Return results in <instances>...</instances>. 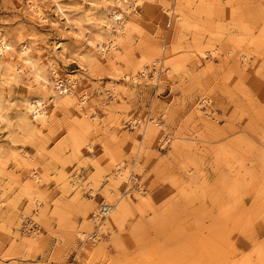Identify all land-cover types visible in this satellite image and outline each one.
<instances>
[{
  "label": "rangeland",
  "instance_id": "374dc122",
  "mask_svg": "<svg viewBox=\"0 0 264 264\" xmlns=\"http://www.w3.org/2000/svg\"><path fill=\"white\" fill-rule=\"evenodd\" d=\"M134 1L0 0V264H264V0Z\"/></svg>",
  "mask_w": 264,
  "mask_h": 264
},
{
  "label": "bare ground",
  "instance_id": "6f19581e",
  "mask_svg": "<svg viewBox=\"0 0 264 264\" xmlns=\"http://www.w3.org/2000/svg\"><path fill=\"white\" fill-rule=\"evenodd\" d=\"M55 3H57V0H53ZM131 3H133V6L134 7H136L137 5H138V3H139V1L138 0H135L134 2H131ZM32 8H33V10H34V12H35V14H38V15H41V11H40V9H39V7H38V5L37 4H33L32 5ZM58 9L62 12V13H64L63 12V9L59 6L58 7ZM130 9V8H129ZM58 10V11H59ZM169 11V10H168ZM123 14V13H122ZM122 14L121 13H117L116 15H115V21H118V20H121V18H122ZM169 14H170V19L172 20V21H176L178 18H179V15H177L175 12H173L172 10H170L169 11ZM179 20V19H178ZM88 24V23H87ZM127 25V24H126ZM73 26L76 28V29H78V33H77V36L79 37V38H82V39H88L90 36H92V35H94L93 36V40L92 41H90L89 40V45L92 47V48H94L95 50H99L98 49V47L100 48L101 46H102V41H101V36H99V35H97L95 32V34L93 33V31L91 30V29H89V26L88 27H86L84 24H83V22L82 21H76V23H74L73 24ZM126 27L127 26H124L120 31H119V33L121 32V33H126L125 31H126ZM109 29V28H108ZM104 33V32H103ZM105 33H106V31H105ZM121 33L118 35V36H116V38L114 37V39L112 40V41H110L109 42V44H108V46H109V48L107 49V50H104V51H102L101 52V54L102 55H105L107 52H108V50H112L114 47H115V45L118 43V40L120 39V35H121ZM107 34L110 36V34H111V32H110V30H108L107 31ZM103 38V37H102ZM106 38V37H105ZM111 39V38H110ZM6 40V39H5ZM4 39H0V55L1 54H3V55H5V54H8L9 52H11V50H12V48H11V46H10V44H8L6 41H5ZM23 55L24 56H28V54H29V52H30V48L29 47H26V48H24L23 49ZM25 62H29V60L28 59H23ZM5 64H10V62L8 61V62H6ZM159 64V63H158ZM10 68V67H9ZM14 68H15V72H16V74H18V75H21L22 74V68L21 67H19V66H14ZM11 69V68H10ZM13 70V69H12ZM39 76V75H38ZM145 76V74H142V77H144ZM39 78H41L42 79V77H40L39 76ZM57 81V80H56ZM57 86H59V94L60 95H63V96H68V97H71V96H73V91L71 90V89H69V87H67V86H65V85H63L62 83H57ZM59 94L57 95V96H59ZM28 105H27V107H26V109H27V111H28V113L30 114L29 116H27L26 117V119H25V124L24 125H26V127H31L32 125H35L34 124V122L36 123H44L45 121H46V119H47V117H48V112H47V110H46V108L44 107V105L40 102V101H38V100H34V101H31V102H29V103H27ZM3 117V116H2ZM4 119V118H3ZM27 128V129H28ZM90 148H91V146H89ZM107 202V201H106ZM107 203H109V204H102V206H101V208H100V210L103 208V207H107L108 208V214L106 215V217L104 218V219H107V218H111V216L115 213V207L114 206H112V204L110 203V202H107ZM120 205V204H119ZM122 205V204H121ZM122 206H124V205H122ZM125 207V206H124ZM125 210V209H124ZM123 207H121L120 206V213H122L123 211ZM124 213V212H123ZM101 215V214H100ZM121 216H122V214H120ZM95 218H96V216H95ZM104 219H101V218H97L96 219V221L97 222H99L100 223V225H102V224H104Z\"/></svg>",
  "mask_w": 264,
  "mask_h": 264
},
{
  "label": "built area",
  "instance_id": "2783aa9c",
  "mask_svg": "<svg viewBox=\"0 0 264 264\" xmlns=\"http://www.w3.org/2000/svg\"><path fill=\"white\" fill-rule=\"evenodd\" d=\"M154 77V74H152L151 72L148 73V79L150 78H153ZM108 208L107 207H103L100 211H99V214H97V218H101V219H104L106 217V215L108 214ZM101 214V215H100ZM86 235H84L85 237ZM89 237V236H88ZM87 237V239H88ZM90 238V237H89Z\"/></svg>",
  "mask_w": 264,
  "mask_h": 264
}]
</instances>
